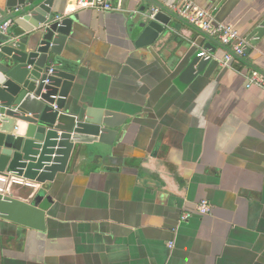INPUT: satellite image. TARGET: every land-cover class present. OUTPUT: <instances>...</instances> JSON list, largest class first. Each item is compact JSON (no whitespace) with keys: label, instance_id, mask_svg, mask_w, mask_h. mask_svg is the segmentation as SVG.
<instances>
[{"label":"crops","instance_id":"crops-1","mask_svg":"<svg viewBox=\"0 0 264 264\" xmlns=\"http://www.w3.org/2000/svg\"><path fill=\"white\" fill-rule=\"evenodd\" d=\"M156 1L172 11L184 0ZM189 1L239 33L254 69L234 57L223 64L222 47L169 14L174 29L137 47L140 8L154 7L145 0L110 12L53 1L54 17L71 20L69 98L111 112L118 134L74 149L44 185L0 175L1 193L28 203L40 195L46 213L43 231L0 217V264H264V89L246 88L264 72V32L251 38L264 30V0ZM0 11L9 14L6 0ZM208 43L218 60L179 87ZM203 201L208 214L197 211Z\"/></svg>","mask_w":264,"mask_h":264},{"label":"water","instance_id":"water-1","mask_svg":"<svg viewBox=\"0 0 264 264\" xmlns=\"http://www.w3.org/2000/svg\"><path fill=\"white\" fill-rule=\"evenodd\" d=\"M54 0H6L11 20L0 34V175L20 177L41 185L52 182L66 171L74 149L112 145L118 131L111 112L77 105L70 92L76 64L62 54L67 42L70 19L54 17ZM158 9L156 14L140 8L135 45H152L174 29L169 17L188 23L156 0H145ZM264 27V25L262 26ZM210 42L222 47L243 64L237 55L197 28ZM263 29L255 30L259 38ZM252 44L254 42H251ZM205 48L214 54L210 43ZM249 50L245 49V53ZM209 60L195 54L175 81L182 87L204 72ZM264 77V72L255 69ZM78 150V149H77ZM40 195L36 196V200ZM28 203L0 192V217L37 231L45 229V210L38 202Z\"/></svg>","mask_w":264,"mask_h":264},{"label":"built area","instance_id":"built-area-1","mask_svg":"<svg viewBox=\"0 0 264 264\" xmlns=\"http://www.w3.org/2000/svg\"><path fill=\"white\" fill-rule=\"evenodd\" d=\"M121 0H74L77 8L90 9L96 12H110L115 11L116 8L113 6L114 2H120ZM153 14L158 12V9L153 7L151 9ZM172 12L176 15L199 28L209 36L215 38L219 43L226 46L228 49L233 51L237 55H242L244 52L245 41L240 37L239 33L229 25L221 23H215L212 15L204 9H201L194 5L189 0H184L178 6L172 8ZM3 13L0 11V20L3 17ZM60 19V18H59ZM11 25V20H7L0 25V34L5 33L8 27ZM198 57L204 60L216 59L210 51L201 50L198 53ZM233 59V56L228 52L225 53L224 63L227 64ZM218 60V59H216ZM258 87L264 89V77L262 75H251L247 77L246 88ZM211 206L208 202H201L197 211L200 214L210 213ZM188 215L185 214L182 220H186Z\"/></svg>","mask_w":264,"mask_h":264}]
</instances>
